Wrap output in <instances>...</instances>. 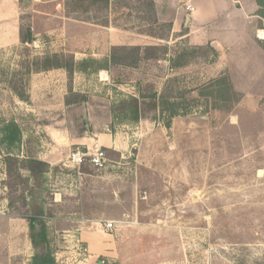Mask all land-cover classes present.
Wrapping results in <instances>:
<instances>
[{
  "label": "rangeland",
  "instance_id": "374dc122",
  "mask_svg": "<svg viewBox=\"0 0 264 264\" xmlns=\"http://www.w3.org/2000/svg\"><path fill=\"white\" fill-rule=\"evenodd\" d=\"M61 6L71 20L64 36L57 22H32L38 8L21 0L22 34L34 25L39 41L0 52V264L33 262L23 216L45 225L53 264H264V48L190 41L154 0ZM115 47L156 49L126 67L113 62ZM126 54L128 63L138 56ZM54 55L71 70L32 87L37 60ZM141 96L158 108L135 120L130 101ZM48 129L64 137L49 139ZM104 132L115 136L107 149L96 138ZM95 145L102 167L68 163L70 152ZM6 158L17 162L11 179ZM27 160L52 161L58 183L49 166L31 177ZM60 193L81 213L78 231H60L44 213ZM83 232L105 238L102 255L89 252Z\"/></svg>",
  "mask_w": 264,
  "mask_h": 264
},
{
  "label": "crops",
  "instance_id": "0c3cea01",
  "mask_svg": "<svg viewBox=\"0 0 264 264\" xmlns=\"http://www.w3.org/2000/svg\"><path fill=\"white\" fill-rule=\"evenodd\" d=\"M65 1L67 0H32V3L38 8L36 16L33 17L36 20L33 19L32 22H45L46 24L57 22L59 23V28H62L60 32L63 33L62 35L64 36L66 22H71L66 15H61L64 14L65 11V6H61ZM154 1L155 3H159V6L162 7L164 17L168 22L173 23L176 33H178L180 29H186L187 32L184 36L190 41L194 40L210 45H215L216 43L224 49L230 44L229 48L227 47L226 49L234 48L244 53L245 50L237 49L234 46L238 42L241 43L242 38L243 43L245 41L246 44L250 43L253 47H255L256 44V51H260L259 47L264 48V43H259V39H264V24H260V22L264 23V0ZM20 2L21 0H0V52L7 48L19 46L22 43L19 13ZM187 2L192 4L194 8L191 14H187L184 10V5ZM28 29L32 39L31 44H35V42L39 41L38 37L41 34L35 32L36 29L34 25ZM52 30L53 29H43L42 34L46 36L51 35L56 31ZM221 35L226 37L224 45L219 41V36ZM227 39H229V43H227ZM257 45L259 46L258 48ZM244 48L248 50L246 45ZM246 53L248 57L253 55L252 52L246 51ZM55 71L63 73L62 69L46 72H31L29 79L30 85L35 87L37 84L48 85L49 83H54V76L52 73ZM1 75L2 74H0V91L2 87L5 90L7 89L6 78L2 79ZM61 79L62 78H59L55 80V82H61ZM4 97H6V91ZM46 133L49 139L56 140L64 137V133H60L54 129H48ZM96 138L97 143L104 149L112 147L115 140V136L107 132L96 134ZM90 141L91 140H85L81 142L77 139L75 145H88ZM46 163L49 166L50 176L53 178V182L56 185L58 182L55 181V176L52 177L55 166L52 161ZM85 163L81 167H83ZM60 194L61 196L58 195L59 198L49 201L45 207L44 213L49 220L55 222V224L60 227V231H78L80 229L81 213L78 209H69V206H67L69 202L68 204H64L66 203V201H63L65 196H63L62 193ZM80 239L93 256L99 257L102 255L105 249L104 237L92 232H83V234H80Z\"/></svg>",
  "mask_w": 264,
  "mask_h": 264
},
{
  "label": "trees",
  "instance_id": "16d2710c",
  "mask_svg": "<svg viewBox=\"0 0 264 264\" xmlns=\"http://www.w3.org/2000/svg\"><path fill=\"white\" fill-rule=\"evenodd\" d=\"M26 34L23 36L21 31V42L23 44H31L32 39L30 36L29 29L26 30ZM156 48L154 47H145V48H139V47H115L113 49L112 53V59L115 65L120 66H133L135 65L136 61L140 60H146L150 57V52L154 51ZM129 52H133L136 55L138 54L136 60L132 63L126 62L127 58H123L122 54H126ZM127 55V54H126ZM61 57L58 55H54L52 58H43L38 59L37 63L40 65L36 69L39 71L43 70H51V69H58V68H64L71 70L70 65L62 66L59 63ZM115 59V60H114ZM53 61V62H52ZM131 106V113L133 114V118L135 120H140L146 116L147 113L151 111L157 110L158 106L155 101V98L152 97L150 100H147L144 97L134 98L130 101ZM5 163L7 165V176L9 179L11 177H14V174L17 173L14 166L16 161L12 160L11 158H6ZM11 163V164H10ZM19 163V162H18ZM21 169L24 171H27L31 177L35 178L37 175H43L48 170V165L44 162L38 161V160H27V162H20ZM14 170V172H13ZM17 180H21L22 177L17 174L15 176ZM25 182V181H24ZM8 188L11 189L10 185H8ZM23 219H26L30 223V241L31 245L33 247V250L35 251L33 256V262L32 264H53L52 256L47 248V238H46V228L43 222L37 220L35 217H26L23 216Z\"/></svg>",
  "mask_w": 264,
  "mask_h": 264
},
{
  "label": "built area",
  "instance_id": "2783aa9c",
  "mask_svg": "<svg viewBox=\"0 0 264 264\" xmlns=\"http://www.w3.org/2000/svg\"><path fill=\"white\" fill-rule=\"evenodd\" d=\"M184 10L187 14H191L194 8L192 4L187 2L184 5ZM87 160L91 166L99 168L103 166L105 154L99 146L95 145L93 148L87 149L86 153L77 149L67 156L68 163L77 168H80ZM101 227L105 232H110L113 228V222H105ZM83 251L85 252V250Z\"/></svg>",
  "mask_w": 264,
  "mask_h": 264
}]
</instances>
